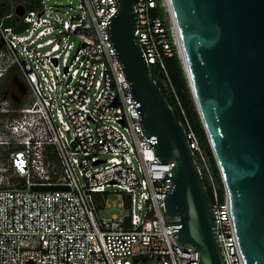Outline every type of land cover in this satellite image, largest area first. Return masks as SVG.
I'll return each mask as SVG.
<instances>
[{"label": "built area", "instance_id": "1", "mask_svg": "<svg viewBox=\"0 0 264 264\" xmlns=\"http://www.w3.org/2000/svg\"><path fill=\"white\" fill-rule=\"evenodd\" d=\"M35 1L5 0L0 10V79L14 70L28 90L17 107L0 102V264H200L198 251L176 242L177 219L164 213L174 165L161 163L143 135L110 39L119 1L66 0L77 3L67 10L59 0ZM132 1L134 38L173 93L164 60L183 54L169 2ZM158 8L163 16L153 14ZM22 23L26 29L14 33ZM178 106L226 263L241 264L226 190L221 198ZM111 193L128 201L121 215L106 218L101 204Z\"/></svg>", "mask_w": 264, "mask_h": 264}, {"label": "water", "instance_id": "2", "mask_svg": "<svg viewBox=\"0 0 264 264\" xmlns=\"http://www.w3.org/2000/svg\"><path fill=\"white\" fill-rule=\"evenodd\" d=\"M110 39L155 156L173 163L164 213L200 264H227L216 219L183 125L153 80L134 38L132 0H118ZM182 67L212 149L241 264H264V0H168ZM23 7L16 14H23ZM25 24L13 32L26 29ZM3 94L0 102L6 99ZM21 104V103H20ZM20 104H13L15 107ZM69 190L32 186V192Z\"/></svg>", "mask_w": 264, "mask_h": 264}, {"label": "trees", "instance_id": "3", "mask_svg": "<svg viewBox=\"0 0 264 264\" xmlns=\"http://www.w3.org/2000/svg\"><path fill=\"white\" fill-rule=\"evenodd\" d=\"M4 3L5 0H0V10L2 8V5H4ZM35 3L37 4L38 1L36 0ZM153 14L157 16H163L164 12L162 9L158 8L153 11ZM4 23L8 25L9 22L4 21ZM1 47H2V43L0 41V48ZM164 63L168 78L171 82L174 92L172 93L171 90L167 87L164 81L165 78L163 73L155 65L150 66L151 76L158 85V87L160 88V90L162 91L165 99L167 100L176 118L183 125L184 129H186V124L181 114V110L179 109L178 106L179 103L186 121L188 122L191 130L194 132L198 140L199 146L207 156V161L209 163V168L211 170L215 185L217 187L220 197L222 198V196L224 195V186L206 132L201 123L199 114L197 112L193 98L191 96L187 79L181 64V60L177 56L176 52H174L172 57L165 58ZM51 159L53 160L54 166L57 167L58 162L54 154L51 155ZM203 184L206 187L207 196L210 200V190L204 179H203Z\"/></svg>", "mask_w": 264, "mask_h": 264}, {"label": "rangeland", "instance_id": "4", "mask_svg": "<svg viewBox=\"0 0 264 264\" xmlns=\"http://www.w3.org/2000/svg\"><path fill=\"white\" fill-rule=\"evenodd\" d=\"M55 4L63 6L65 10L68 9V6L74 8L77 5V3L74 1L70 3L66 0H59ZM1 93L2 95L5 94L15 105L22 103L26 99L28 90L26 86L21 82V80L17 77L15 71L12 70L3 80V88L1 90ZM127 201L128 200L125 196L116 193H111L104 196V204H101V209L104 212V216L106 218H109L113 215H121L124 211V205Z\"/></svg>", "mask_w": 264, "mask_h": 264}, {"label": "flooded vegetation", "instance_id": "5", "mask_svg": "<svg viewBox=\"0 0 264 264\" xmlns=\"http://www.w3.org/2000/svg\"><path fill=\"white\" fill-rule=\"evenodd\" d=\"M6 76H7V75H5L4 77H2V78L0 79V99H2V97H3L2 93H1V90H2V88H3V80L5 79ZM6 99H8V97H7Z\"/></svg>", "mask_w": 264, "mask_h": 264}]
</instances>
